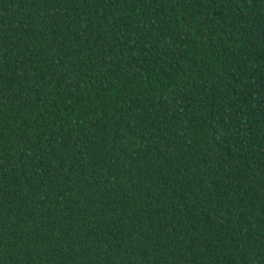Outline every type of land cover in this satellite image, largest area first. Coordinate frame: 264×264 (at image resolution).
I'll return each instance as SVG.
<instances>
[{
  "label": "trees",
  "instance_id": "1",
  "mask_svg": "<svg viewBox=\"0 0 264 264\" xmlns=\"http://www.w3.org/2000/svg\"><path fill=\"white\" fill-rule=\"evenodd\" d=\"M0 264H264V0H0Z\"/></svg>",
  "mask_w": 264,
  "mask_h": 264
}]
</instances>
